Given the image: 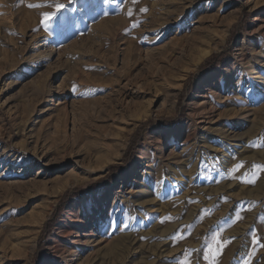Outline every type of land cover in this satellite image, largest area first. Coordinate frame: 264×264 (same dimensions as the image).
<instances>
[{"label":"rangeland","instance_id":"rangeland-1","mask_svg":"<svg viewBox=\"0 0 264 264\" xmlns=\"http://www.w3.org/2000/svg\"><path fill=\"white\" fill-rule=\"evenodd\" d=\"M257 238L264 0H0V264H264Z\"/></svg>","mask_w":264,"mask_h":264},{"label":"snow or ice","instance_id":"snow-or-ice-1","mask_svg":"<svg viewBox=\"0 0 264 264\" xmlns=\"http://www.w3.org/2000/svg\"><path fill=\"white\" fill-rule=\"evenodd\" d=\"M133 2L135 3L136 0H133ZM30 6H32V5H30ZM54 7H55L56 11L59 12L61 9H63V8L65 7V5L60 4V3H56V4L54 5ZM143 11H144V12H147L148 9L145 8V9H143ZM55 15H56L55 12H52V13H45V14H44V19H45V21H47V20H49L52 16H55ZM129 15H131V13H129ZM240 167H242V165H237V166H236L237 170H238ZM108 220H109L108 227L110 228V227H111V216H110V215L108 216ZM255 244H256L257 247L264 248V238H257V240L255 241ZM218 250L220 251V254H222V249H219V248H218ZM255 250H256V249H255V247H254V248H253V252H255ZM205 259H207V257H205ZM246 264H247V262H246Z\"/></svg>","mask_w":264,"mask_h":264},{"label":"trees","instance_id":"trees-1","mask_svg":"<svg viewBox=\"0 0 264 264\" xmlns=\"http://www.w3.org/2000/svg\"><path fill=\"white\" fill-rule=\"evenodd\" d=\"M222 57H223L222 55H215V56L211 57L209 60H207V63H210V65H211V63L214 62V66H215V65H217L216 60H219V59H221ZM211 67H212V66H211ZM211 67H210V68H211ZM210 68H209V69H210ZM54 221H55V220H53L52 222H48V223L46 224V228H47V229L45 230L44 234H47V233L51 230V227H52Z\"/></svg>","mask_w":264,"mask_h":264},{"label":"bare ground","instance_id":"bare-ground-1","mask_svg":"<svg viewBox=\"0 0 264 264\" xmlns=\"http://www.w3.org/2000/svg\"><path fill=\"white\" fill-rule=\"evenodd\" d=\"M173 1H174V0H173ZM171 3H173V2H171ZM175 5H176V4H175ZM182 7H183V12L187 10V9H185V8H186L185 5L182 6ZM179 10H180V9H179ZM166 12H167V11H166ZM169 12H170V11H169ZM171 13H173V12H171ZM180 14H181V13H180ZM168 15H169V14H168ZM173 15H174V14H173ZM180 16H181V15H180ZM178 17H179V16H178ZM206 53H207V52H206ZM206 53H205V54H206ZM202 55H203V54H202ZM200 59H201V56L197 58V61H199ZM64 188H65V187H64ZM62 191H64V189H62ZM74 207H76V206H74ZM74 207H73V208H74ZM73 208H70V210H68L69 213L73 210ZM80 213H82V211H80ZM78 217H79V216H78ZM76 235H77V234H76ZM69 239H70V238H69ZM101 240H102V241H100L99 244L102 243L103 241L106 242V239H104V240L101 239ZM73 244H74V243H73ZM69 251H72V250H69Z\"/></svg>","mask_w":264,"mask_h":264}]
</instances>
